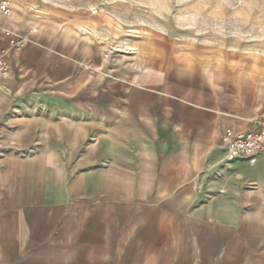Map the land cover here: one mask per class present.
<instances>
[{"label": "crops", "instance_id": "0c3cea01", "mask_svg": "<svg viewBox=\"0 0 264 264\" xmlns=\"http://www.w3.org/2000/svg\"><path fill=\"white\" fill-rule=\"evenodd\" d=\"M17 45V46H16ZM0 264H264V53L112 15L0 12Z\"/></svg>", "mask_w": 264, "mask_h": 264}, {"label": "rangeland", "instance_id": "374dc122", "mask_svg": "<svg viewBox=\"0 0 264 264\" xmlns=\"http://www.w3.org/2000/svg\"><path fill=\"white\" fill-rule=\"evenodd\" d=\"M20 11L112 15L145 40L264 53V0H11Z\"/></svg>", "mask_w": 264, "mask_h": 264}, {"label": "built area", "instance_id": "2783aa9c", "mask_svg": "<svg viewBox=\"0 0 264 264\" xmlns=\"http://www.w3.org/2000/svg\"><path fill=\"white\" fill-rule=\"evenodd\" d=\"M11 0H0V12L9 14ZM17 46V45H16ZM10 71V62L6 50H0V78ZM221 143L226 148L228 159L243 157L254 160L264 153V121H256L247 131L233 133L226 131L221 137Z\"/></svg>", "mask_w": 264, "mask_h": 264}]
</instances>
